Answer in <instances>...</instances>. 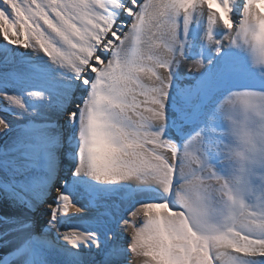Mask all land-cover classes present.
Returning <instances> with one entry per match:
<instances>
[{
	"label": "snow or ice",
	"instance_id": "1",
	"mask_svg": "<svg viewBox=\"0 0 264 264\" xmlns=\"http://www.w3.org/2000/svg\"><path fill=\"white\" fill-rule=\"evenodd\" d=\"M262 4L0 0V264H264Z\"/></svg>",
	"mask_w": 264,
	"mask_h": 264
},
{
	"label": "bare ground",
	"instance_id": "2",
	"mask_svg": "<svg viewBox=\"0 0 264 264\" xmlns=\"http://www.w3.org/2000/svg\"><path fill=\"white\" fill-rule=\"evenodd\" d=\"M257 7H259L261 11H264V4H262V5H258ZM67 185H68V191H69V192L73 191V189H71V185L68 184V180H67ZM69 186H70V187H69ZM45 195H46V193H45ZM136 259H137L136 257H133V258H132L133 262H135Z\"/></svg>",
	"mask_w": 264,
	"mask_h": 264
},
{
	"label": "rangeland",
	"instance_id": "3",
	"mask_svg": "<svg viewBox=\"0 0 264 264\" xmlns=\"http://www.w3.org/2000/svg\"><path fill=\"white\" fill-rule=\"evenodd\" d=\"M66 175H70V174H67V173H66ZM68 184L71 185V189L74 190V188H73L74 181L71 180V179H69V180H68ZM69 187H70V186H69Z\"/></svg>",
	"mask_w": 264,
	"mask_h": 264
}]
</instances>
